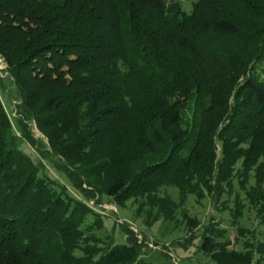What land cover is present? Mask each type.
Here are the masks:
<instances>
[{"label": "trees", "instance_id": "obj_1", "mask_svg": "<svg viewBox=\"0 0 264 264\" xmlns=\"http://www.w3.org/2000/svg\"><path fill=\"white\" fill-rule=\"evenodd\" d=\"M179 9L167 0H0V54L21 113L85 193L132 200L138 215L157 208L167 221L179 208L167 187L224 208L233 196L235 224L248 207L264 237V0ZM40 165L19 149L0 97V264H141L125 228L126 243L88 246L93 210ZM237 232L255 246L229 248L227 232L209 225L200 249L217 264L264 257L255 230Z\"/></svg>", "mask_w": 264, "mask_h": 264}, {"label": "rangeland", "instance_id": "obj_2", "mask_svg": "<svg viewBox=\"0 0 264 264\" xmlns=\"http://www.w3.org/2000/svg\"><path fill=\"white\" fill-rule=\"evenodd\" d=\"M198 1L167 0L169 6L179 7L180 12L187 16L192 15ZM170 50L175 55H181L173 46H170ZM258 67L264 75V60L258 63ZM0 97L18 138L19 149L41 164L42 174L50 176L56 184L61 185L65 191L93 210L94 214L88 219L90 224L95 225L91 234L94 241L88 243L91 248L102 252L116 243H126L127 236L123 230L125 228L134 234L136 244L141 249V264H217L211 253H205L200 249L201 234L209 225H214L221 231L225 230L231 242L229 248L236 250H246L242 245L245 241L253 246L256 244L251 243L253 239L250 233L238 234V226L255 230L260 240H264L261 235L263 228L260 227L254 210L244 208L242 217L235 224V217L232 214L233 196L232 200L226 202L227 207L224 208L221 204H216L209 195L205 198H198L195 194L181 197L176 187H167L163 194L169 195L179 205L175 221H167L158 213L157 208L145 207L138 215L137 206L132 200L118 204L106 194L85 193L83 189L87 188L86 185L78 187L67 179L61 158L52 153L48 139L39 130L35 120L21 113L20 94L1 54ZM58 188L60 189L59 186ZM228 198L226 195L222 200ZM196 221L198 227H194ZM85 253L82 250L75 251L78 256H84ZM255 254L253 264L260 260L262 261L259 264H264V257Z\"/></svg>", "mask_w": 264, "mask_h": 264}]
</instances>
